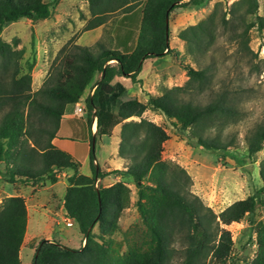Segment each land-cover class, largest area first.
I'll use <instances>...</instances> for the list:
<instances>
[{
  "label": "trees",
  "instance_id": "obj_1",
  "mask_svg": "<svg viewBox=\"0 0 264 264\" xmlns=\"http://www.w3.org/2000/svg\"><path fill=\"white\" fill-rule=\"evenodd\" d=\"M88 1L93 15L88 29L104 24L110 13H127L143 5L140 32L132 51L101 47L94 52L90 47L75 45L54 62L43 86L33 92V65L23 71L8 44L0 41V182L44 187L48 182L57 183L62 172L73 170L67 178L64 207L85 241L82 247L73 248L42 239L32 264H167L175 238L185 244L183 264H230L233 239L222 226L254 216L258 207L264 206V170L262 187L216 214L188 188L191 178L186 169L162 160L164 143L170 135L143 114L147 110L161 114L193 147L225 151L232 141L225 142L218 135L206 133V129L239 115V91L225 84L215 87L209 66L195 68L185 64L188 80L184 85H160L158 94H148L146 99L129 96V88L140 81L138 75L146 59L174 53L170 47V13L176 8L200 6L205 0ZM247 1V9L240 16L255 19L247 23L245 35L255 26L260 31L264 29L258 0ZM59 2L0 0V33L7 23L22 18H49ZM231 10L235 15V9ZM225 17L224 14V23ZM214 24L215 12L178 34L187 42L189 54L207 47L205 39L213 38L210 29ZM97 74L100 77L95 79ZM89 87H95L94 92L85 96ZM204 93L209 96L206 103L195 100ZM80 101L90 129L97 118V132L90 134L92 137L112 136L114 128L121 124L119 155L131 160L126 169L103 170L96 162L91 141L92 173L82 174L81 163L53 143L68 107ZM246 144L249 157L260 152L264 148V126L248 135ZM110 174L134 183L135 205L146 227L140 239L127 232V255L120 254L111 239L105 240V236L119 229L120 216L130 200L125 180L110 185L100 183ZM27 224L26 199L21 195L6 197L0 205V264H22L20 250ZM96 225L100 234L94 232ZM254 232L258 250L249 264H264V224L259 222Z\"/></svg>",
  "mask_w": 264,
  "mask_h": 264
},
{
  "label": "rangeland",
  "instance_id": "obj_2",
  "mask_svg": "<svg viewBox=\"0 0 264 264\" xmlns=\"http://www.w3.org/2000/svg\"><path fill=\"white\" fill-rule=\"evenodd\" d=\"M258 2V15L264 18V0H258ZM247 6V0H205L200 6L176 8L169 16L170 47L174 53L170 55L171 68L163 79L171 87L182 86L188 80L184 69L185 64L195 68L209 66L211 68V83L215 87L225 84L236 88L239 91L236 99L240 110L239 115L234 119H223L206 129V133L218 135L225 142L232 141V145L227 150L220 152L193 147L188 144L186 137H182L174 131L171 124L161 114L151 110H147L143 114L144 118L166 128L170 135V138L164 143L162 160L186 169L191 178L188 188L216 214L221 213L234 202L247 198L263 186L261 172L264 170V148L253 157H249L246 137L260 125L264 126V29L260 31L255 26L245 35L247 23L255 19L254 16H246L245 19L240 16L245 13ZM142 9L143 5H140L131 12L110 13L104 24L88 29V25L93 19L89 1L60 0L47 19L33 21L22 18L7 23L0 33V41L8 44L7 48L14 54V61L19 62L23 71H27L30 65H33L31 86L32 91L36 92L48 78L54 62H57L75 45L90 47L94 52H98L101 47H122L121 49H123L124 45H126L125 47L136 45L140 32ZM231 9H235V15L232 14ZM214 12L215 24L210 29L213 38L205 39L206 48L195 50L189 54L187 42L181 40L178 34L191 25L207 20ZM224 14L226 23L222 21ZM247 37H249L248 42ZM163 67H165L164 64L161 68ZM99 77L100 75L97 74L95 79ZM91 91L92 89L89 87L85 96ZM146 98L147 96L144 99ZM208 99L207 93L195 98L201 103H206ZM73 139L79 146L80 172L85 175L92 173L89 159L91 141L94 143L95 154L100 165L104 166L102 169L106 170L104 162L114 149H117L116 137L104 136L100 138V135L97 134L94 138L91 135L79 133ZM126 159L128 163L124 169L131 162L129 158ZM113 170L115 169L110 171ZM116 176L119 178L117 179ZM118 180L127 182L130 189V200L120 216L119 229L105 236V240L111 239L113 247L120 254L127 255L128 242L126 238L128 233L140 239L146 233V227L135 205L137 189L132 181L122 178L121 175L111 174L100 183L110 185ZM41 189L42 186L39 185L32 187L2 181L0 182V205L6 197L20 193L26 199L27 208L32 210L36 203L30 200V197L36 193L39 192V198L44 197L36 199L38 203H41L47 202V198L49 199L53 192L56 196H64L66 192L63 184L57 185L52 190ZM61 205L60 203L55 207L56 211H60ZM39 209L47 212L50 206H40ZM66 216L65 213L58 215L59 219L64 222L63 228L59 227L49 231V227H46L47 221H43L39 229L37 224L32 223L30 230L27 227L26 234L31 233L38 242L45 236L51 237L50 240L54 241H57L56 237L63 236L67 246L80 248L85 244L83 234L75 221L71 227L66 225ZM259 222L264 224V206H259L254 216L247 215L240 222L222 226L231 232L233 239L230 264H249L255 258L252 241L256 234L254 230ZM94 232L100 234L99 225L95 226ZM184 248L185 244L175 238L167 264H183ZM34 256L35 251L31 247H24L21 251L22 264H31ZM210 260L211 256H208L207 263Z\"/></svg>",
  "mask_w": 264,
  "mask_h": 264
},
{
  "label": "crops",
  "instance_id": "obj_3",
  "mask_svg": "<svg viewBox=\"0 0 264 264\" xmlns=\"http://www.w3.org/2000/svg\"><path fill=\"white\" fill-rule=\"evenodd\" d=\"M124 45L123 49L122 47H116L115 49L118 50H125L123 52H130L133 50L134 46H128L125 47ZM164 59V60H163ZM163 60V61H162ZM165 65V67L161 68L162 65ZM172 60L170 55H165L163 57H155V58H148L144 61L142 71L138 75L139 82L133 84L129 88V96L131 97H138V98H145L147 94L151 95H157L158 94V87L160 85H167L171 87V85H168L167 82L163 79L165 77L166 72L171 68ZM125 79V78H124ZM83 104V102H82ZM84 107V106H83ZM147 112V111H146ZM65 129V130H64ZM97 130V119L96 117L93 119L91 129L89 128V125L87 123V116L86 113L83 111L82 114H75V105H70L68 107V110L64 114L61 120L60 130L53 140V143L69 152L73 155V157L78 160L79 157V146L77 142L73 139L74 136H77L79 133L85 134L87 136H90V134H95ZM117 130V131H115ZM120 130L121 125H117L114 128V134L112 136H108L110 138L116 137L117 138V149L115 148L113 153L110 154L109 158L106 159L104 162L106 166V171L110 172L111 169H124L125 165H127L128 161L126 158L121 157L119 154V143H120ZM65 132V133H64ZM89 134V135H88ZM106 136V135H104ZM100 136V138L104 137ZM79 161V160H78ZM96 162L100 165V161L96 157ZM110 165V166H109ZM100 167H104L100 165ZM82 173V172H80ZM73 174V170H66L59 174V180L55 184H46L44 187H42L41 190H52L57 185L63 184L65 188H67V178ZM83 174V173H82ZM111 175V174H110ZM118 179L119 176H116ZM119 181V180H118ZM39 193V192H38ZM38 193H36L34 196L30 197V200L34 201L36 203V206H33L32 210H29L28 208V230L32 226H30L32 223L34 225L37 224L38 229L41 226V223L43 221H47L46 227H49V231H53L56 228H61L64 226V222H62L61 219H59L58 215L61 213H67L65 207H64V196H56L55 193H52V196L48 199L47 202L43 201L41 203H38L36 199H41L44 197H38ZM14 195H21L20 193H16ZM24 197V196H23ZM58 202V203H56ZM62 204L60 206V211H56V206L59 204ZM55 204V205H54ZM46 207L50 206L49 211H41L39 207ZM37 228V227H36ZM63 228V227H62ZM71 229V228H70ZM61 235V234H60ZM43 238V237H41ZM62 238V240H61ZM43 239H51V237L45 236ZM57 241H60L62 244L67 245V243L63 240V236L56 237ZM38 241L31 235V233L26 234L24 243L20 250V256L21 251L24 247H31L34 251L36 250V247L38 245ZM22 260V257H21ZM32 264V263H31Z\"/></svg>",
  "mask_w": 264,
  "mask_h": 264
},
{
  "label": "built area",
  "instance_id": "obj_4",
  "mask_svg": "<svg viewBox=\"0 0 264 264\" xmlns=\"http://www.w3.org/2000/svg\"><path fill=\"white\" fill-rule=\"evenodd\" d=\"M94 89H95V87H93L92 88V91H91V94L94 92ZM83 104H82V102L80 101V102H77V103H75V114H82L83 113ZM97 119V118H96ZM99 181V180H98ZM98 183V182H97ZM66 218H65V223H66V225L68 226V227H71V226H73L74 225V219L73 218H71L67 213H66ZM253 246H254V248H255V256H256V254H257V250H258V243H257V237H256V234L254 235V237H253ZM254 256V257H255Z\"/></svg>",
  "mask_w": 264,
  "mask_h": 264
}]
</instances>
